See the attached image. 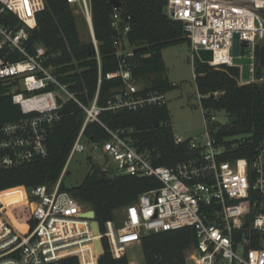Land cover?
I'll list each match as a JSON object with an SVG mask.
<instances>
[{
	"label": "built area",
	"instance_id": "1",
	"mask_svg": "<svg viewBox=\"0 0 264 264\" xmlns=\"http://www.w3.org/2000/svg\"><path fill=\"white\" fill-rule=\"evenodd\" d=\"M67 2L85 16L99 61L90 0ZM45 8L44 0H0L1 93L10 94L24 115L0 126V170L47 158L49 132L62 119L63 107L73 102L85 117L66 166L75 154L88 152L93 163L97 157L114 163L112 175L155 178L161 186L120 209L118 221L105 222L103 231L96 215L85 216L95 211L61 190L59 181L30 191L20 188L23 196L16 204L29 205L34 226L17 220L12 213L15 203L2 210L0 202V264H57L72 257L80 264H99L96 240L102 247L105 240L112 257L122 259L128 248L140 244L143 235L188 227L195 230L197 240L187 255L189 264H264V142L254 149L253 158L222 160L240 144H231V139L219 143L212 128L217 118L202 108L203 134L188 139L174 134L177 145L189 141L191 150L198 154L173 167L156 166L155 150L136 147L135 130L112 131L102 125L100 116L104 111L163 107L168 104L167 93L144 91L138 86L128 63L135 51L123 47V52H117L118 70L106 74L107 80H121L123 89L106 107L98 104V92L85 104L57 75L60 67L53 62L59 54L31 41L38 27L37 15ZM114 10L112 27L118 37H125L130 17ZM262 11L264 0H168L165 7L169 19L183 24L193 54L211 51L213 61L207 64L240 68L241 85L249 81L243 79L242 66L232 54L234 35H239L240 43H248L253 75L254 50L264 42ZM101 82L100 74L99 86ZM94 123L105 128L107 141L85 139L87 126ZM94 221L98 222L99 236L94 235Z\"/></svg>",
	"mask_w": 264,
	"mask_h": 264
},
{
	"label": "trees",
	"instance_id": "2",
	"mask_svg": "<svg viewBox=\"0 0 264 264\" xmlns=\"http://www.w3.org/2000/svg\"><path fill=\"white\" fill-rule=\"evenodd\" d=\"M44 1L46 8L37 15L38 27L31 41L59 54L53 62L60 67L56 70L57 75L63 83L71 85V91L85 104H89L98 92V104L106 107L108 101L123 89L121 80L106 79V74L118 70L120 60L117 52H123V47L135 51L128 63L132 79L144 91L168 93L176 87L167 76L163 50L176 45H187L190 49L191 41L183 24L166 16L168 0H122L118 11L121 16L130 17V31L125 37H118L112 27L113 6L107 0H90L99 61L93 44L81 40L78 16L67 0ZM262 16L264 18V11ZM193 69L201 107L207 111L223 110L229 120L236 119L212 125L214 138L219 143L231 139V144H240L238 150L222 160L253 158L254 149L264 142V42H259L255 47L253 80L246 84L239 83L240 68L214 67L201 62L195 55ZM100 74L102 82L99 86ZM215 93L221 94L220 98L214 96ZM61 114L62 119L48 135L47 158L0 170V202L9 198L15 204L20 203L23 196L20 188L30 191L44 184L55 185L59 181L85 117L73 102L63 107ZM22 118L24 115L20 106L13 102L10 94L1 93L0 88V126ZM100 121L112 131L135 130L132 137L136 147L141 151L155 150L156 166L173 167L198 154L191 150L189 141L181 145L175 143L168 104L138 111H104ZM102 125L89 124L85 139L90 142L107 141L109 135ZM160 186L155 178L116 176L92 165L80 185L66 187L62 182L61 190L69 192L80 203L94 210L103 231L104 223L115 220L120 209ZM12 213L20 223L34 226L29 205H17L12 208ZM196 244L195 230L188 227L143 235L139 246L143 264H187V255ZM103 249L99 264H133L127 256L114 259L105 240ZM57 264L80 263L72 257Z\"/></svg>",
	"mask_w": 264,
	"mask_h": 264
},
{
	"label": "rangeland",
	"instance_id": "3",
	"mask_svg": "<svg viewBox=\"0 0 264 264\" xmlns=\"http://www.w3.org/2000/svg\"><path fill=\"white\" fill-rule=\"evenodd\" d=\"M74 9L78 16L77 23L81 40L85 43H92L93 35L85 16L78 8ZM165 54L167 57V76L176 85L173 90L167 93L173 132L177 136L188 139L203 133L205 129L203 109L200 105V98L195 84L193 69L194 54L187 45L168 47L165 50ZM196 57L200 60L199 56ZM138 86L141 87L139 84ZM209 112L217 118L220 124H225L229 120L223 110ZM89 156L88 152L75 154L68 166H66L67 169L65 167L66 170L64 169L62 172L59 182H63L66 187L80 185L86 178L92 165L99 166L111 174L112 171L115 173L116 165L114 163L103 157H97L95 163H93L89 159ZM2 203L4 204L2 210H6L7 204L9 206L14 202L8 198L7 200H2ZM9 207H13V205ZM120 215L121 211L119 210L116 215V222L120 218ZM126 256L133 264H143V254L139 245L128 248Z\"/></svg>",
	"mask_w": 264,
	"mask_h": 264
},
{
	"label": "water",
	"instance_id": "4",
	"mask_svg": "<svg viewBox=\"0 0 264 264\" xmlns=\"http://www.w3.org/2000/svg\"><path fill=\"white\" fill-rule=\"evenodd\" d=\"M113 8L119 9L122 6V0H107ZM239 35H234V46L232 49V54L236 58V61L242 66V76L245 81H251L252 75H251V65H252V59H251V50L248 47V43L242 42L240 43L238 41ZM198 56L200 58V61L203 63H209L213 61V53L211 51H205L200 50L198 52ZM220 98V97H219ZM236 121V119H230L229 122ZM96 213L91 212L86 214V217L95 218ZM92 229L95 236H99V225L98 222L94 221L92 224ZM95 246L97 249V252L99 256H102L104 254V249L102 247V243L100 240L95 241Z\"/></svg>",
	"mask_w": 264,
	"mask_h": 264
},
{
	"label": "crops",
	"instance_id": "5",
	"mask_svg": "<svg viewBox=\"0 0 264 264\" xmlns=\"http://www.w3.org/2000/svg\"><path fill=\"white\" fill-rule=\"evenodd\" d=\"M165 50L166 49H164L163 50V58H164V61H165V64H167V57H166V54H165ZM190 50H191V48H190ZM167 56H168V54H167ZM167 67V66H166ZM251 80H253V75H252V79ZM174 84V83H173ZM175 85V84H174ZM202 134V133H201ZM201 134H198V135H195V136H200ZM195 136H193V137H195ZM1 193H3V192H1Z\"/></svg>",
	"mask_w": 264,
	"mask_h": 264
},
{
	"label": "bare ground",
	"instance_id": "6",
	"mask_svg": "<svg viewBox=\"0 0 264 264\" xmlns=\"http://www.w3.org/2000/svg\"><path fill=\"white\" fill-rule=\"evenodd\" d=\"M89 22H90V19H89Z\"/></svg>",
	"mask_w": 264,
	"mask_h": 264
}]
</instances>
